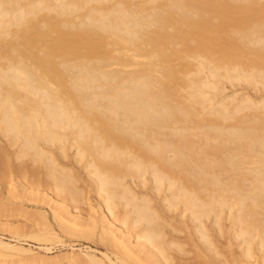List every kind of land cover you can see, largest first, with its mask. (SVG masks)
Instances as JSON below:
<instances>
[{
  "label": "bare ground",
  "instance_id": "6f19581e",
  "mask_svg": "<svg viewBox=\"0 0 264 264\" xmlns=\"http://www.w3.org/2000/svg\"><path fill=\"white\" fill-rule=\"evenodd\" d=\"M226 83L264 95V0H0V166L114 257L71 264H264V97Z\"/></svg>",
  "mask_w": 264,
  "mask_h": 264
},
{
  "label": "rangeland",
  "instance_id": "374dc122",
  "mask_svg": "<svg viewBox=\"0 0 264 264\" xmlns=\"http://www.w3.org/2000/svg\"><path fill=\"white\" fill-rule=\"evenodd\" d=\"M225 85V87H223L225 91L222 97L240 99L243 95H248L253 99H258V97L261 98L262 96L260 93H256L251 87L245 85L231 86L229 83ZM262 97H264V95ZM0 141V144L3 143L2 140ZM19 163L21 164V162H18V164H16L17 166L14 164L15 167L18 168H11L12 166H9V168L6 164L4 166L3 161L0 166V240L14 244L24 250H29L30 253L28 255L14 256L1 255L0 253V264L4 262L9 264H71L70 256L81 251L83 253L90 251L99 258H103V254L106 253L114 260L111 250L109 248L108 250L106 243L100 240L101 229L103 224L105 226V223H99V228L94 229L96 230L95 232L93 227L88 225V227H91V231L93 230L92 232H94L92 235L90 234L91 237H87L88 239H84V237L81 238V236L78 237L79 234L77 233L79 231L76 232V237L75 235L73 237L67 233L65 234L59 227V222L55 219V213H59L61 211V203L67 204L66 201L68 200H60V202L59 200H51V194L47 196L46 199H43V194L45 193L48 195L49 190L43 187L37 190L35 186H32V182H30L31 184L28 183L31 180L26 181L28 179H24V170L21 169L24 163L23 165ZM28 163L30 164V162L27 161L26 163L29 166ZM77 165L78 164H75V166ZM78 166L77 169L79 168V173L82 176L85 171L83 172L82 167L80 168V166ZM84 176L82 179L86 181ZM24 182L27 183L24 184ZM88 186L90 187V184L85 182L84 187L86 190L88 189V194L86 193L87 200L83 202L85 204L81 206L82 208H80V205L77 207H79L80 210L82 209L79 211L83 216L87 215L88 217L93 213L100 219L103 217V213L97 204V200H95L96 198L94 197L95 194L92 188L90 187L89 189ZM53 195L54 194H52V196ZM53 198L55 199V197ZM71 202L72 201H70V205L68 204V208L74 210L76 205H72L74 202ZM84 227L81 228V231L84 230ZM51 229L55 232L56 236L52 235ZM84 231L86 233L84 236H88V230ZM83 233L84 232L80 233V235H83ZM235 257L236 258H232L233 260L236 259L235 262L232 261L233 263H243L241 260L240 262L237 260V258H239L237 255ZM104 262L105 264H109L106 259H104ZM232 262L231 264H233Z\"/></svg>",
  "mask_w": 264,
  "mask_h": 264
}]
</instances>
